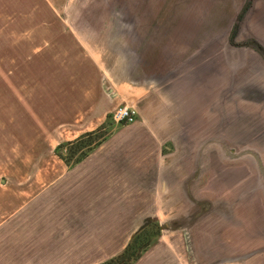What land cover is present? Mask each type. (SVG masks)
<instances>
[{
  "label": "rangeland",
  "instance_id": "obj_1",
  "mask_svg": "<svg viewBox=\"0 0 264 264\" xmlns=\"http://www.w3.org/2000/svg\"><path fill=\"white\" fill-rule=\"evenodd\" d=\"M102 60L118 77L154 86L155 115L173 119L180 144L193 101L194 159L165 161L163 187H130L129 228L116 208L114 239L86 235L67 208L48 239L35 238L45 246L8 259L104 264L142 218L139 229L157 220L161 234L132 264H235L236 248L264 247L251 240L254 224L242 233L234 224L236 215L264 216V0H0V187L50 188L75 166L55 148L91 131L78 124L107 107L98 102ZM111 115L107 136L128 125Z\"/></svg>",
  "mask_w": 264,
  "mask_h": 264
},
{
  "label": "crops",
  "instance_id": "obj_2",
  "mask_svg": "<svg viewBox=\"0 0 264 264\" xmlns=\"http://www.w3.org/2000/svg\"><path fill=\"white\" fill-rule=\"evenodd\" d=\"M101 64V62L97 63V67L106 80L105 85L103 84L104 99H99L98 102L108 103L107 107L102 108L98 105V112L91 114L87 122L79 123L78 126L88 127V130L92 131L105 123L108 112H113L116 107L124 104L136 108V121L116 128L101 144L74 167L68 169L65 176L61 175L57 181L51 183L50 188L15 187L8 190L5 189L7 187H0V264H16L14 262L16 259L12 257H17L21 250L45 246L40 242L50 237L53 217L65 212L64 209L67 208L75 207L72 210L75 221L88 225L84 229L86 235L90 231L97 233L98 238L107 241L114 239L116 225L113 218L114 210L121 208L122 220L127 222L131 219L130 212L135 201L130 187H163V176H167L168 171L172 170L170 163L169 168L164 166L165 161L168 164L167 161L194 159L196 134L193 101L190 99L189 104L191 121L187 120L182 124L187 131L186 135L182 133L185 143L180 144L181 141L174 140L179 132L172 131L173 127L178 128L173 119L166 114L155 115V112L161 109L157 108L154 102L157 96L154 86L137 84L124 77L120 78L118 74L115 75L117 71L109 70L104 62L103 66ZM189 91L190 94L193 93V86L187 88L182 96L189 99L187 97ZM160 100L165 99L161 97ZM91 102L95 103V100ZM164 105L169 112L171 105ZM93 111L95 106L90 109V112ZM162 111L164 112V109ZM96 117L99 118L98 121H95ZM175 169L178 168L174 167ZM115 187H123L121 197L115 198ZM255 188L260 190V187ZM244 191H246L244 188L240 189L241 197ZM261 192L262 190L259 192L260 201H263ZM241 199H239L242 201L240 207L243 208L244 201L243 198ZM144 219H138L136 230H129L126 244L143 224ZM250 223L254 224L253 227L258 232L257 237L252 233L251 240L264 241V236H259L260 232L264 233V216L236 215L234 222L236 230L240 225L236 233H242L244 230L254 231L249 226L244 229L245 225ZM127 224L129 228V223ZM86 235L84 237H87ZM36 237L41 239L37 244L34 243ZM94 237L95 235L88 238L94 239ZM239 250V248L235 249V256H241L234 260L235 264H264V247ZM39 253L44 255L42 252ZM8 255L13 256L8 259Z\"/></svg>",
  "mask_w": 264,
  "mask_h": 264
},
{
  "label": "trees",
  "instance_id": "obj_3",
  "mask_svg": "<svg viewBox=\"0 0 264 264\" xmlns=\"http://www.w3.org/2000/svg\"><path fill=\"white\" fill-rule=\"evenodd\" d=\"M104 125L85 132L71 141L58 144L55 148L60 159L67 164H76L81 161L91 150L101 144L107 137L102 131ZM161 234L160 225L157 220H151L146 225L136 231L125 247L104 264H132L139 259L144 251Z\"/></svg>",
  "mask_w": 264,
  "mask_h": 264
},
{
  "label": "built area",
  "instance_id": "obj_4",
  "mask_svg": "<svg viewBox=\"0 0 264 264\" xmlns=\"http://www.w3.org/2000/svg\"><path fill=\"white\" fill-rule=\"evenodd\" d=\"M112 120L116 123H133L137 118V110L133 106L120 105L112 112Z\"/></svg>",
  "mask_w": 264,
  "mask_h": 264
}]
</instances>
